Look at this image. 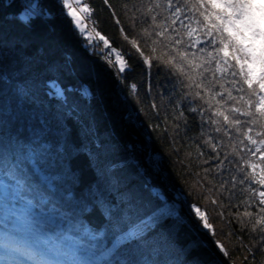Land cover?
<instances>
[{
    "label": "snow or ice",
    "instance_id": "1",
    "mask_svg": "<svg viewBox=\"0 0 264 264\" xmlns=\"http://www.w3.org/2000/svg\"><path fill=\"white\" fill-rule=\"evenodd\" d=\"M60 3L84 47L114 66L123 79L131 66L126 55L98 30L94 9L85 0ZM104 3L111 9L108 0ZM121 7L125 16L132 12L131 31L136 33L139 28L129 36L121 27L123 39L148 70L154 66L160 69L148 91L150 95L154 92L161 103L158 107L150 102V106L157 109L158 116L160 108L164 109L165 124L171 119L174 142H184L187 155L203 172L197 184L213 193L208 199L216 206L217 215L226 219L223 207L243 205V216L250 224L247 234L264 252V6H258L257 0H123ZM112 15L115 18L114 11ZM48 17L40 0H23L22 11L15 19L30 28L35 20ZM115 23L120 25L121 20L116 18ZM27 46V41L0 45V60L9 54L23 56ZM15 76L22 85L17 90L23 100L34 104V89L38 90L40 83L20 79L27 76L23 69ZM0 80L8 83L10 77L0 73ZM46 87L45 94L64 109L63 124L53 128L47 112L25 107L24 102L15 113L8 112L7 118L0 120V215L7 214L0 220V232L10 238L0 247V254L6 257L4 264H167L158 258L164 249L154 242V236L176 214L166 203L137 196L124 173L132 170L142 176L140 166L130 159H117L92 130L77 99L69 101L67 94L71 93L89 105L95 98L90 87L65 88L56 78ZM137 90L138 86L132 85L130 94ZM176 151L179 154L180 149ZM81 160L86 161L94 186L89 185V195L79 194L73 217L94 201L105 202L110 188L120 190L122 186L123 190L119 202L107 201V223L101 230L83 224L77 228L71 223L75 233L69 244L72 253L82 259L52 261L38 243H16L27 239L21 218L29 219L33 213L46 210L35 196L41 189L37 171L49 178L44 185L47 192L55 189L66 201L75 188L74 170ZM194 175L200 176V172ZM40 194L51 201V195ZM193 214L199 221L198 230L215 238L217 233L207 211L196 206ZM237 222L244 227V221ZM225 235L230 237L232 233ZM213 242L220 253L229 255L223 243ZM191 264L199 261L194 259Z\"/></svg>",
    "mask_w": 264,
    "mask_h": 264
},
{
    "label": "trees",
    "instance_id": "2",
    "mask_svg": "<svg viewBox=\"0 0 264 264\" xmlns=\"http://www.w3.org/2000/svg\"><path fill=\"white\" fill-rule=\"evenodd\" d=\"M48 1L40 0V3L49 17L46 20L37 19L30 28H27L15 19L22 11L23 1L0 0V45H6L10 41L28 42V46L22 50L23 56L9 54L0 60V73L10 77L8 83L0 80V120L6 119L8 112L15 113L18 105L24 102L25 107L31 105L33 109L47 112L55 128L58 123H64V109L56 99H51L45 94L48 90L47 82L56 78L63 87L70 89L88 85L95 97L89 105L86 106L71 93L67 94L69 101L77 99L85 118L92 124V130L95 126L100 139L106 142L117 159H130L132 163L140 166L142 176L134 175L132 170H126L124 173L137 196L145 201L166 203L168 208L174 206V202L160 183L158 173L164 171L167 188L173 196L183 201L188 211L189 216H185L177 207L173 213L178 219L169 218L165 222L164 230L154 236V242L161 243L164 249L158 258L167 264H191L194 259L199 261V264H225L212 248L210 241L195 228L199 221L194 217L193 209L199 206L207 211L210 223L217 233L215 238L211 235L210 237L224 244L229 253L225 257L231 264H264V252L247 234L250 224L249 218L243 216L244 206L223 207L226 219L217 215L216 206L208 199L213 193L207 192L205 187L197 184L203 172L194 163L193 158L187 155L189 150L182 146L184 142H174L171 119L165 124L164 109L160 108L158 116L157 109L150 106V102L158 107L161 103L154 92L150 95L148 91L150 85L155 84L156 74L160 69L154 66L148 70L135 50L123 39L124 33L133 36L139 32V28L136 29V33L131 31L132 12L129 11L128 16L123 14L121 7L123 0H108L111 9L104 0H85L94 9L93 18L99 22L98 30L110 40L113 47L126 55L131 70L123 74V79L108 63L84 47L83 39L74 31L72 21L65 14L60 0H52L51 4ZM128 7L131 8L132 5L129 4ZM113 11L115 18L112 15ZM56 14H63L59 18L60 21L55 18ZM116 18L121 20L120 25L115 23ZM185 19L187 20V17ZM121 27L124 28V33L120 32ZM17 48L19 50V45ZM141 48L148 52L143 43ZM66 55H69L70 59ZM20 69L27 73L26 77L20 79H33L40 83V88L34 89L36 96L34 104L31 101H24L17 90L18 86L22 87L15 76ZM132 85H137L138 90L130 94ZM113 106L121 114L123 121L113 111ZM165 127L167 131L164 130ZM127 134L135 136L138 141L135 143ZM137 148L143 151L144 159ZM177 148L180 149L179 154ZM196 172H200V176L194 175ZM36 175L39 176L41 189L35 196L46 210L39 214L33 213L29 219L21 218V228L27 237L21 243L25 245L38 243L47 250L48 257H55L61 262L82 259L72 253V246L69 244L75 233L71 223L74 222L77 228L83 224L88 229L101 230L107 223V201L119 202L123 195L122 186L120 190L110 188L105 202L94 201L82 213L73 217V212L78 207L79 194L82 192L89 195V185L94 186L93 175L87 168L86 161L78 162L74 170L75 188L71 190V197L66 201L55 189L47 192L44 185L49 183L48 177L39 171ZM0 192H3L2 176ZM41 192L51 195V201L46 199L45 195H41ZM52 204H56L60 211L51 207ZM2 207L0 204V208ZM249 210L255 211L254 208ZM62 213L66 214L68 220ZM6 215V213L0 215V220ZM238 220L244 221L243 228ZM226 221L232 222L229 224ZM229 232L232 233L230 237L225 235ZM238 237H241L243 242Z\"/></svg>",
    "mask_w": 264,
    "mask_h": 264
},
{
    "label": "water",
    "instance_id": "3",
    "mask_svg": "<svg viewBox=\"0 0 264 264\" xmlns=\"http://www.w3.org/2000/svg\"><path fill=\"white\" fill-rule=\"evenodd\" d=\"M113 111L118 115V117L121 119V121H123V117H122L121 114L116 110V108H115L114 106H113ZM127 136L132 137V139H134L135 141H137V139H136L135 137L130 136L129 134H127ZM138 152L140 153L141 156H143V151H142L141 149H138ZM161 186H162V188L166 191V193L168 194V196L170 197V199H171L174 203H176V204L179 205L180 210L182 211V213H183L185 216H189L188 211H187V209H186L184 203H183L181 200L177 199L175 196H173V195L171 194V192L169 191V189L167 188V186H166L163 182H161ZM195 228L198 230L197 225H195ZM198 231H199L201 234H203V235H204V236L210 241L212 248H213L214 251H215V252H216V253H217V254L223 259V261L225 262V264H231V263L227 260V258H226L222 253H220L219 249L215 246V244H214L212 238L210 237V235H208L207 233H205V232H203V231H200V230H198Z\"/></svg>",
    "mask_w": 264,
    "mask_h": 264
},
{
    "label": "rangeland",
    "instance_id": "4",
    "mask_svg": "<svg viewBox=\"0 0 264 264\" xmlns=\"http://www.w3.org/2000/svg\"><path fill=\"white\" fill-rule=\"evenodd\" d=\"M50 4L52 3V0H49L48 1ZM42 8H44L43 4L40 3ZM257 4L258 6H264V0H257ZM45 9V8H44ZM63 14H56L55 15V18L60 21V17H62ZM47 19V18H46ZM45 19V20H46ZM87 23V22H86ZM59 24L62 26V24L59 22ZM90 26V25H89ZM52 28V27H51ZM62 28V27H61ZM53 29V28H52ZM69 59H70V56L69 55H66ZM112 69H114V66L111 67ZM10 238L8 236H6L3 232H0V245L3 246L5 244L6 241H9ZM6 257L4 255H0V264H4V261H5ZM51 260V258H50ZM52 261H55L54 259Z\"/></svg>",
    "mask_w": 264,
    "mask_h": 264
},
{
    "label": "built area",
    "instance_id": "5",
    "mask_svg": "<svg viewBox=\"0 0 264 264\" xmlns=\"http://www.w3.org/2000/svg\"><path fill=\"white\" fill-rule=\"evenodd\" d=\"M22 1H23V0H22ZM93 131H94V132H97V129H96L95 126H93ZM98 135H99V134H98ZM159 177H160L161 180L166 179L165 172L161 171V172L159 173Z\"/></svg>",
    "mask_w": 264,
    "mask_h": 264
},
{
    "label": "bare ground",
    "instance_id": "6",
    "mask_svg": "<svg viewBox=\"0 0 264 264\" xmlns=\"http://www.w3.org/2000/svg\"><path fill=\"white\" fill-rule=\"evenodd\" d=\"M52 27V26H51ZM62 29V31H64L65 32V30L63 29V28H61ZM100 138V137H99Z\"/></svg>",
    "mask_w": 264,
    "mask_h": 264
}]
</instances>
